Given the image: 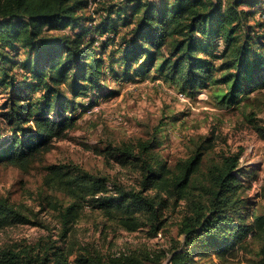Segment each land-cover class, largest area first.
Listing matches in <instances>:
<instances>
[{
    "label": "trees",
    "instance_id": "obj_1",
    "mask_svg": "<svg viewBox=\"0 0 264 264\" xmlns=\"http://www.w3.org/2000/svg\"><path fill=\"white\" fill-rule=\"evenodd\" d=\"M97 1L104 0H0V86L8 91V97L0 103V126L6 123L12 131L6 145L0 148L1 161L27 170L49 150L51 139L64 137L65 129L75 121L62 114L73 106L68 95L74 99L100 87L103 51L111 41L114 43L118 23H126L122 12L112 18L114 6H107L104 18L88 37L85 25L94 21ZM127 1L131 4V25L120 34V55H109V65L118 63L124 74L141 60L135 68L138 74L155 69L182 89H194L216 82L219 70L218 80L226 87L219 94L224 104L234 103L244 91L250 73L262 70L264 78V55L259 52L264 42L254 32L261 24L249 22L256 11L264 12L263 0ZM256 5H260L258 9ZM216 41L222 45L219 53ZM256 42L258 46H253ZM15 46L25 50L24 67L34 82L15 83L8 51ZM209 52L218 55L214 58L217 66L207 59ZM23 85L27 87L25 92L21 91ZM36 90L41 94L32 99L29 93ZM29 121L30 129L25 126ZM155 141L156 138L135 144H110L105 148L109 155H117L118 162L139 169L137 186L124 187L113 181L109 188L106 176L77 164L44 165L43 186L71 199L66 206L53 204L58 210V239L63 246L53 244L55 240L35 247L0 246V264H68L71 254H75L77 264H161L158 254L140 251L105 255L94 248H78L73 240V224L84 205L118 218L131 230L140 225L143 214L155 235L162 223L161 210L167 203L161 192L187 200V210L179 222L183 240H173L168 264H199L211 246L221 260L226 256L234 258L239 250L250 251L249 234L257 246L244 264H264V212L249 213L242 198L235 196L238 180L234 169L239 153L224 156L220 164L209 167L203 198L188 193L201 162L200 148L172 169L152 152ZM151 189L155 190L153 194H149ZM248 213L250 221L246 220ZM31 216L36 218V213L0 194V230L28 223ZM195 251L198 258L194 257Z\"/></svg>",
    "mask_w": 264,
    "mask_h": 264
},
{
    "label": "rangeland",
    "instance_id": "obj_2",
    "mask_svg": "<svg viewBox=\"0 0 264 264\" xmlns=\"http://www.w3.org/2000/svg\"><path fill=\"white\" fill-rule=\"evenodd\" d=\"M110 5L114 6L111 17L121 16L122 12L126 24L118 23L117 33L114 36L112 34L115 44L111 41L103 51L100 87L74 99L68 95L73 105L69 108H74H67L62 114L74 117L75 121L65 129L66 135L51 139L49 150L27 170L0 160V194L8 196L26 211L36 213V218L31 216L28 223L1 229L0 246L35 247L46 241L51 244L54 240L56 242L53 244L63 246L58 239L60 224L58 210L55 208L68 205L71 199L58 190L43 186L44 165L77 164L92 173L106 176L109 188L113 181L124 187L137 186L139 169L118 162L117 155H109L105 148L110 144H135L139 140L151 141L154 138L156 141L152 152L172 169L200 148L201 162L191 178L188 193L199 194L203 198L205 194L202 188L209 167L220 164L224 156L239 153L238 164L234 169L238 180L235 196L242 198L243 207L249 213L264 212L263 71L250 73L244 91L230 104L222 103L219 97L226 89L225 84L218 80L221 73L219 70L214 77L216 82L194 89H182L179 84L162 77L155 69L147 72L142 70L138 74L135 68L141 60L124 74L118 63L109 65V55H120L118 42L121 40L120 34L126 33L131 25V4L127 0L97 1L94 5L97 11L94 17L91 15L94 21H88L85 25L89 30L87 36L92 37L94 26L104 18L103 13ZM258 6L254 8L258 9ZM242 8L248 10L250 7ZM261 8L263 11L264 4ZM249 22L261 24L254 32L264 42V12L256 11L254 16H250ZM215 44L218 47L216 53H219L221 42L216 41ZM253 46H258V43ZM8 51L12 62L10 72L14 74L15 83L34 82L31 73L24 67L27 61L25 50L15 46ZM259 52L264 55V48ZM215 56L218 55L209 52L207 59L213 60L217 66ZM26 88L23 85L21 91L25 92ZM96 90H100L99 93ZM40 94L41 91L36 90L31 91L29 96L35 99ZM7 97L8 91L0 86V103ZM51 116L57 117L54 112ZM28 124L31 125V122L25 125L30 129ZM11 134L9 126L3 123L0 126V148L6 145ZM154 191L151 189L149 194ZM161 193L167 203L161 210L162 223L155 235L151 233L150 224L143 214L140 225L131 230L126 229L118 218L108 217L102 210L84 205L73 224L74 242L78 248H94L105 255L146 251L161 256V264H168V249L173 240H183L179 222L187 210V200L186 197ZM53 204H57L56 207ZM249 213L247 221L251 220ZM247 241L250 242V251L239 250L234 258L226 256L223 261L215 255L214 247L211 246L207 250L208 255L198 263L244 264L245 258L252 256L251 251H255L257 246L250 234ZM194 257L198 258L196 251ZM68 264H77L75 254L68 256Z\"/></svg>",
    "mask_w": 264,
    "mask_h": 264
}]
</instances>
